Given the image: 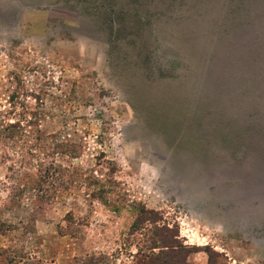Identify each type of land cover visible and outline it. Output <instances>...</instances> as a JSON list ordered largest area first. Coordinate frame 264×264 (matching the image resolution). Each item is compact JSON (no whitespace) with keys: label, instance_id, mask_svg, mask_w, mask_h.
Masks as SVG:
<instances>
[{"label":"rangeland","instance_id":"obj_1","mask_svg":"<svg viewBox=\"0 0 264 264\" xmlns=\"http://www.w3.org/2000/svg\"><path fill=\"white\" fill-rule=\"evenodd\" d=\"M139 1L141 33L104 15L133 0H0V264H151L156 226L264 264V68L220 65L211 0Z\"/></svg>","mask_w":264,"mask_h":264},{"label":"trees","instance_id":"obj_2","mask_svg":"<svg viewBox=\"0 0 264 264\" xmlns=\"http://www.w3.org/2000/svg\"><path fill=\"white\" fill-rule=\"evenodd\" d=\"M179 0H160L159 5H165L166 8H168V4L171 6H174L175 2ZM184 0H180L179 3L181 4ZM194 1L190 5V9L193 7V9H196V7H200L198 5L199 2L204 0H190ZM210 1V0H208ZM213 1V2H212ZM215 2H218L219 4L215 5ZM132 4L131 9L134 10L133 13H131V9L126 10L125 13L122 12L123 8L118 7V10H115L114 6L110 4L106 5L109 10H107L104 15L107 16L108 21L111 23L112 19L114 17V13L116 12V21L119 26H121L120 30L124 29L125 22L133 20L132 22V32L139 31L141 33L143 26H142V16L148 15V18L152 13L145 9L147 2L141 3L139 0H133V3L124 4L125 7H128ZM194 4V6H193ZM211 8H214L215 13H219V11L223 12L226 16V20H229L228 26L223 31V35L225 39H232L233 35L239 37L240 39H246V42L243 45L236 44V43H227L224 41V45H226V54L223 58L219 60L221 66H227L228 68H231L228 64H230V56L228 55V51H233L231 48H236L237 51L239 48L247 53L246 57H248L249 61L244 62L242 60L244 57H242L243 54H237V51L234 52L231 55V61L232 64L234 60H238L246 66L247 64L249 66L244 67L248 73L249 79H255L259 77V70L264 68V0H211ZM182 5V4H181ZM157 6V5H156ZM159 7V6H157ZM140 9H143L144 11L141 12ZM216 9V10H215ZM110 12V13H109ZM122 14L120 15V13ZM154 13H158L154 11ZM218 15V14H217ZM220 16V15H218ZM235 24L241 25L242 30H238L237 32L233 33V30H236ZM134 25V26H133ZM229 44V45H228ZM138 45V44H135ZM135 48H138V46H134ZM239 47V48H238ZM132 48V47H131ZM142 51V50H141ZM138 50V53L141 52ZM238 56V59L235 57ZM242 57V58H241ZM244 69V70H245ZM229 71L225 72V75L230 72V69H227ZM234 73V72H233ZM224 75V76H225ZM241 72L238 73V78L241 77ZM217 88H219L217 86ZM243 141V140H241ZM262 146H258V149H261ZM155 213L151 209L142 208L140 209L137 214L134 221V224L137 225L142 224L144 221L148 222H157L158 219L156 218ZM172 231L171 236H169L165 231ZM158 229V226L154 227L152 230V236L150 241V247H148V250L150 251L147 254H154V259L152 260L151 264H190L185 259V254L187 253L188 248L184 247L180 243H177L175 240V232L170 229ZM159 248L157 253H154L152 249ZM208 264H215V256L217 255L213 251H210L208 253ZM104 254L100 255V257H95V255L91 254L89 256V259L87 260L88 264H100L99 261H102L100 259H103ZM99 260H96V259Z\"/></svg>","mask_w":264,"mask_h":264}]
</instances>
